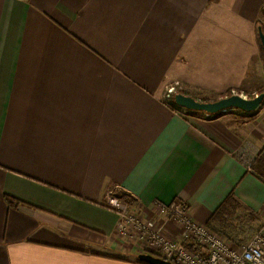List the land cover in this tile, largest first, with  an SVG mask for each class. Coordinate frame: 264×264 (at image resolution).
Instances as JSON below:
<instances>
[{
  "label": "crops",
  "instance_id": "crops-1",
  "mask_svg": "<svg viewBox=\"0 0 264 264\" xmlns=\"http://www.w3.org/2000/svg\"><path fill=\"white\" fill-rule=\"evenodd\" d=\"M262 17L264 0H0V264L156 255L104 207L111 193L170 240L183 227L158 205L207 225L233 195L262 219L264 102L229 122L165 98L257 96Z\"/></svg>",
  "mask_w": 264,
  "mask_h": 264
},
{
  "label": "built area",
  "instance_id": "built-area-1",
  "mask_svg": "<svg viewBox=\"0 0 264 264\" xmlns=\"http://www.w3.org/2000/svg\"><path fill=\"white\" fill-rule=\"evenodd\" d=\"M175 86L167 89L166 100H171L176 94ZM104 207L120 216L122 228L131 226V231H136L147 245L154 248L156 256L159 255L158 257L173 264H264V224L248 242L240 244L230 241L206 225L194 222L183 202L158 205L160 214L182 225L183 240L176 241L168 239L163 230L154 223L139 221L137 214L112 193L107 197ZM187 240L195 242L202 253L197 254L190 250L186 246Z\"/></svg>",
  "mask_w": 264,
  "mask_h": 264
},
{
  "label": "water",
  "instance_id": "water-1",
  "mask_svg": "<svg viewBox=\"0 0 264 264\" xmlns=\"http://www.w3.org/2000/svg\"><path fill=\"white\" fill-rule=\"evenodd\" d=\"M258 36L264 51V32L262 27L258 28ZM173 100L179 108L186 109L190 112L204 113L207 116H215L219 113L234 110L250 114L257 112L261 108L264 102V93L257 95L253 99L245 98L239 94H233L230 97L209 103L201 102L182 93H177L174 95ZM139 261L146 264H173L153 254H142L139 256Z\"/></svg>",
  "mask_w": 264,
  "mask_h": 264
},
{
  "label": "rangeland",
  "instance_id": "rangeland-1",
  "mask_svg": "<svg viewBox=\"0 0 264 264\" xmlns=\"http://www.w3.org/2000/svg\"><path fill=\"white\" fill-rule=\"evenodd\" d=\"M260 24H262L264 26V18L263 17L261 18ZM260 45L261 44H260V41H259V46ZM261 58H262V63H263V67H264L263 55L261 56ZM257 86L261 87L260 83H258V84L257 83H252L251 86H248V84H247L243 88L244 93H242V90H241V91H237L235 93L233 92V94H239V95H242V96L247 94V96H244V97L250 99L249 97L254 96L252 93L255 91ZM175 87H176L175 91H176V94H177L180 91L179 90L180 86L178 84V86H175ZM261 90H264V89H260L258 92H260ZM198 100H200V99L198 98ZM258 111L254 112V113L257 115ZM229 112L230 111H228V113ZM233 112H238V111H233ZM239 113H241V112H239ZM254 113H250V114L246 113V114L242 115V116H244L243 120L245 122L249 121L254 116L253 115ZM225 118H227V120L229 122L233 120V118H231L229 115L227 117H225ZM125 201H127V200H125ZM224 220H225L224 221L225 223H224V227L222 228V232H220L218 234L222 235L223 237L229 239L232 242H236V243H240V244H244V243L248 242L252 238V236L256 233V231H258L261 228V226L264 224V216H263L262 219L258 218V213H253V212H251V213H244V212H239V213L235 212L234 213V212H231L229 214V216H226L224 218ZM218 226H219V224L217 225V227Z\"/></svg>",
  "mask_w": 264,
  "mask_h": 264
},
{
  "label": "trees",
  "instance_id": "trees-1",
  "mask_svg": "<svg viewBox=\"0 0 264 264\" xmlns=\"http://www.w3.org/2000/svg\"><path fill=\"white\" fill-rule=\"evenodd\" d=\"M259 27H262L263 29V32H264V26L262 24H258L257 28ZM260 41V40H259ZM261 44V43H260ZM260 48H261V51H262V55H263V60H264V51H263V48L262 46L260 45ZM179 93H182V94H186L184 91H179ZM261 93H264V90H261L259 94ZM188 95V94H187ZM233 93L232 91L228 92L226 95L224 96H221V97H212V96H201L199 97V101L201 102H206V103H209V102H215L219 99H222V98H225V97H230L232 96ZM256 96H252V97H249L250 99H253L255 98ZM194 99H196L195 97H193ZM198 100V99H196ZM170 106L172 108H178V106L175 104L174 100H170ZM246 113H239V112H232L230 111L229 113H219L217 115H215V117H220V116H226V115H229L231 118L235 119V121H244L243 120V117L242 115H244ZM257 166H255V169L257 171V175L258 177L264 181V150L259 154V157L257 158V162H256ZM255 164V165H256ZM234 196L233 195H230L226 200L225 202L219 207V209L214 213L212 219L208 222V224L206 225L208 228L214 230L215 232L217 233H220L222 232V228L224 227V218L226 216H229V214L232 212L233 210V206H234ZM6 201H7V204L9 206H19L20 203H18L17 201L15 200H12L10 198H6ZM219 224V226L217 227V225ZM186 246L192 250L193 252L195 253H202L201 251V248L195 243V242H192V241H186ZM158 256V255H157ZM139 263L141 264H146L144 262H141L139 261Z\"/></svg>",
  "mask_w": 264,
  "mask_h": 264
}]
</instances>
